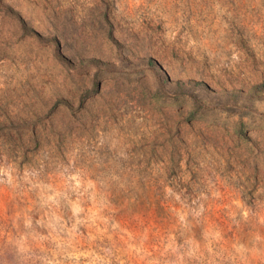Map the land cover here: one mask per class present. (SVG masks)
Here are the masks:
<instances>
[{
    "label": "rangeland",
    "instance_id": "1",
    "mask_svg": "<svg viewBox=\"0 0 264 264\" xmlns=\"http://www.w3.org/2000/svg\"><path fill=\"white\" fill-rule=\"evenodd\" d=\"M0 264H264V0H0Z\"/></svg>",
    "mask_w": 264,
    "mask_h": 264
}]
</instances>
